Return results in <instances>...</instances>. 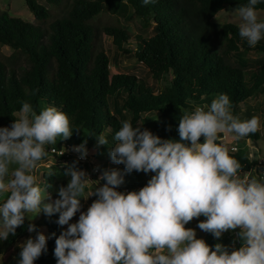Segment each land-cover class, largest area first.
<instances>
[{"label":"clouds","instance_id":"9594fccd","mask_svg":"<svg viewBox=\"0 0 264 264\" xmlns=\"http://www.w3.org/2000/svg\"><path fill=\"white\" fill-rule=\"evenodd\" d=\"M260 2L248 0L232 11L241 20L239 35L253 47L264 38L256 8ZM181 111L179 140L141 131L130 119L121 121L109 156L112 163L124 165V172L105 170L93 181L78 161L62 165L69 181L53 201L35 171L54 151L48 145L72 136L70 121L56 107L37 114L22 102L18 118L10 127H0V196H6L0 201V241L15 236L29 213L58 214L55 223L67 228L58 237L52 234L57 264H264V175H241V164L218 142L221 133L235 139L256 133L259 117L242 121L234 116L227 94H219L210 106ZM97 140L98 147L108 143L103 134ZM86 143L72 149L81 160L88 154ZM133 171L154 175L139 191H118L125 174ZM101 181L105 183L98 186ZM90 185L95 188L85 197ZM92 196L97 199L70 224L81 200ZM201 216L200 230L220 239L238 229L241 246L216 243L213 250L198 239L185 225ZM27 231L37 235L19 245L18 264H34L47 251L48 238L32 223Z\"/></svg>","mask_w":264,"mask_h":264},{"label":"trees","instance_id":"16d2710c","mask_svg":"<svg viewBox=\"0 0 264 264\" xmlns=\"http://www.w3.org/2000/svg\"><path fill=\"white\" fill-rule=\"evenodd\" d=\"M42 1L24 0L38 23L0 9V46L12 49L9 56L0 53V127H10L22 102L30 103L37 114L53 106L68 116L73 134L66 140L58 137L52 146H79L86 140L87 148L103 134L108 141L105 147L111 149L117 143L114 136L123 120L130 119L132 125L139 123L141 131L147 129L161 139L179 140L177 129L182 109L207 107L219 94H227L232 114L240 120H248L252 117L248 99L264 94V63L256 69L238 58L235 62L227 60L241 48L264 54V38L253 47L239 35L237 25L210 21L223 6L235 9L247 5L248 0H154L148 5L143 0ZM50 7L60 8L62 13L52 14ZM128 7L131 11L125 19L138 16L143 29L151 25L150 35L135 37L132 52L148 71L151 83L133 74L108 72V58L99 42V33L110 37L118 49L129 34L115 24L107 23L98 28L96 18L101 14H122ZM256 8L264 9V0ZM44 21L47 23L43 24ZM126 51L122 49L123 53ZM17 52L24 55L27 65L14 70L6 61ZM167 73L171 75L168 83L158 88L157 82ZM115 94H122L121 108L128 112V118H124L115 102L112 110L109 109L107 99ZM143 114L146 117H142ZM261 124L264 140V119ZM259 136L257 131L247 137L256 141ZM230 155L241 164V172L250 170L251 174L260 175L263 171L242 149ZM53 158L58 166L44 171L41 180L54 201L59 198V187H66L69 181L63 175L62 165L75 160L61 162L60 157ZM86 166L78 162L80 169ZM131 174L138 177L141 172ZM139 183L142 186V182ZM117 190L123 192L121 187ZM81 212H84L82 201L75 219ZM57 219L58 214L49 218L41 213L39 225L46 230L47 251L34 264H57L52 234L58 237L65 230V226L55 223ZM29 223L25 218L24 225L16 229V235H10L4 243L12 245L26 235ZM238 231L226 232L220 239L204 232L201 239L213 250L217 242L239 248Z\"/></svg>","mask_w":264,"mask_h":264},{"label":"rangeland","instance_id":"374dc122","mask_svg":"<svg viewBox=\"0 0 264 264\" xmlns=\"http://www.w3.org/2000/svg\"><path fill=\"white\" fill-rule=\"evenodd\" d=\"M38 3H43L42 0H36ZM0 9L6 11L9 15L17 16L22 19L28 20L30 22L38 23L33 19L32 14L26 8L24 0H0ZM234 9H230L226 6H223L219 11H217L210 19L211 22L214 23H232L239 27L241 20L239 17L234 16L232 11ZM50 11L52 14L60 15L62 13V9L60 8H52L50 7ZM131 9L128 7L124 10V13L120 14H109V15H99L96 18L95 25L100 28L103 24H115L119 25L122 29L126 30L129 34V38L126 42L122 44V48L118 49L111 43V38L104 35L103 33H99L98 38L101 46L103 47L107 58H108V72L109 74L113 73H128L133 74L141 79L145 80L148 83H151V79L149 77L148 71L142 66L140 62H138L133 56L132 52L135 48V37L139 34L143 36H148L151 34L150 26L143 29L142 28V20L138 16H131L130 19H125V17L130 13ZM258 18L260 20L264 19V9H257ZM46 24L47 21L42 22ZM122 49H126V53L122 52ZM12 52V49L8 46L1 45L0 46V53L9 56ZM239 59L243 62H246L248 67L258 68L261 63H264V54L253 49H240L236 54L232 55L231 57L227 58L228 61L235 62L236 59ZM9 67H12L14 70L19 69L20 67H25L27 65V60L23 54L17 52L12 57H9L6 61ZM247 67V68H248ZM171 75L167 73L163 75L162 79L157 82V87L160 88L162 85L168 83ZM122 94H115L113 96L108 97L107 103L109 109L112 110L113 102L116 103L117 107L121 109V112L124 118H128V112L121 108V101H122ZM248 109L252 113L253 116L259 117L260 120V127L259 133L260 136L256 141H253L249 137L235 139L233 134L228 133H221L220 140L225 145L236 144L237 148L240 150H244L248 157L251 159H256L257 156L264 155V140L261 136L262 132V120L264 119V94H259L256 96H252L248 99L247 102ZM244 107V106H243ZM142 117H146V115H142ZM251 117V118H252ZM18 118V116H17ZM245 119V118H244ZM241 119L242 121L244 120ZM133 127H139V123H135ZM106 138V137H105ZM203 142V138L201 141ZM54 145V144H53ZM98 140L93 143L90 147H87V151L91 152L95 157H93V161L97 163L103 171L110 170V169H117L121 172H124V165H117L112 163L109 152L110 148L104 146H97ZM48 145L47 147H49ZM97 150V152H95ZM99 157V159L97 158ZM98 160H97V159ZM98 161V162H97ZM58 161L50 156L49 159H46L44 162L40 163L35 171V175L37 176V181L41 188L45 189L42 185L41 176L44 171L50 170L52 167H57ZM154 173H141L138 177L133 176L130 174H125L124 180L125 183L121 185V188H127L129 191H137V186L139 182H142V186H146L148 180ZM91 178V177H90ZM92 179V178H91ZM93 180V179H92ZM94 181V180H93ZM105 182V181H104ZM103 186V183L100 184ZM95 185H90L88 189H86L85 197L90 193V191L94 190ZM6 196H0V201L5 199ZM97 199L96 196H92L87 200L82 199V208L84 212L87 211L88 207H90L91 203ZM47 202V201H46ZM29 222L34 224L37 228L38 232H42V229L38 228L41 214L38 216L34 213H29L26 215ZM78 217L75 219L72 218V222L76 223L78 221ZM205 220V217L201 216L198 219H193L189 224L185 225L186 228H192L196 231L197 238L201 239L204 234V231L200 230L197 227V224L201 221ZM195 222V223H194ZM196 224V225H195ZM43 227V226H42ZM67 228V225H65ZM43 234L46 236V230L43 227ZM225 234V233H224ZM37 235L36 232H28L26 235L18 239L14 244L8 245L4 243V241H0V264H18L20 259V251L21 248L19 245L23 244L29 238H35ZM219 243V242H217Z\"/></svg>","mask_w":264,"mask_h":264},{"label":"built area","instance_id":"2783aa9c","mask_svg":"<svg viewBox=\"0 0 264 264\" xmlns=\"http://www.w3.org/2000/svg\"><path fill=\"white\" fill-rule=\"evenodd\" d=\"M219 141H220V143H222L221 140H219ZM74 146H78V145H67V144H60L59 146L50 145L47 150L51 151V149H54V151L50 152V156L51 157H54V156L60 157L62 159L61 162H65L69 159H73V160L81 162V163H86L87 164L86 168H82L81 170L86 171L94 181L97 180L102 175V173L104 172L102 170V168L97 163H95L93 161V159H91L89 157L90 155H92L91 152L87 151L88 154H87L85 159H83V160L79 159L80 154L72 151ZM225 146L228 147L229 153L235 152L238 150L235 143L230 144V145H225ZM233 149H235V151H233ZM255 162L263 168V171L260 172V175H264V155L259 154L257 156V158L255 159ZM247 173H250V170L241 172L240 174L244 175ZM101 183L104 184L105 182L101 181L100 184ZM98 186H101V185H98ZM141 188H142V186L139 184L137 186V190H140ZM122 191L126 193V192H128V189L122 188Z\"/></svg>","mask_w":264,"mask_h":264},{"label":"crops","instance_id":"0c3cea01","mask_svg":"<svg viewBox=\"0 0 264 264\" xmlns=\"http://www.w3.org/2000/svg\"><path fill=\"white\" fill-rule=\"evenodd\" d=\"M142 173V172H141ZM140 184V183H139ZM75 218V217H74ZM38 228H40V229H42V233H43V227H42V225H40ZM65 230H66V228H65Z\"/></svg>","mask_w":264,"mask_h":264}]
</instances>
